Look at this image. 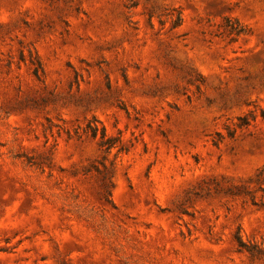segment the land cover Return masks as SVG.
<instances>
[{"label": "rangeland", "instance_id": "1", "mask_svg": "<svg viewBox=\"0 0 264 264\" xmlns=\"http://www.w3.org/2000/svg\"><path fill=\"white\" fill-rule=\"evenodd\" d=\"M0 264H264V0H0Z\"/></svg>", "mask_w": 264, "mask_h": 264}, {"label": "trees", "instance_id": "2", "mask_svg": "<svg viewBox=\"0 0 264 264\" xmlns=\"http://www.w3.org/2000/svg\"><path fill=\"white\" fill-rule=\"evenodd\" d=\"M183 23V18L182 15L178 17V22L176 24V27H180ZM222 27L225 29V31L228 33L230 37H232V41L236 42L239 39L246 37L249 33L248 29L246 26H244L239 20L237 19H232V18H226L224 20V23ZM239 124V128L243 129L245 127L250 126L249 118L244 117L241 118ZM87 133H89L94 139L97 137H101V143L100 146L101 148L105 151V153H109L113 149L117 147V139H112L107 136V131L105 127L102 126V128H99L98 126L93 127L92 125H89L87 127ZM230 137L233 138L234 135L230 134ZM123 150H120V152Z\"/></svg>", "mask_w": 264, "mask_h": 264}]
</instances>
